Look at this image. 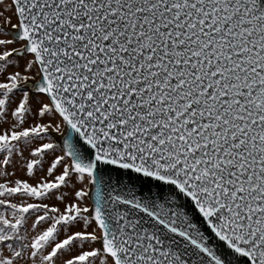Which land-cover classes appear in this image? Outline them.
<instances>
[{
	"label": "snow or ice",
	"instance_id": "obj_1",
	"mask_svg": "<svg viewBox=\"0 0 264 264\" xmlns=\"http://www.w3.org/2000/svg\"><path fill=\"white\" fill-rule=\"evenodd\" d=\"M0 264H264V0H0Z\"/></svg>",
	"mask_w": 264,
	"mask_h": 264
}]
</instances>
